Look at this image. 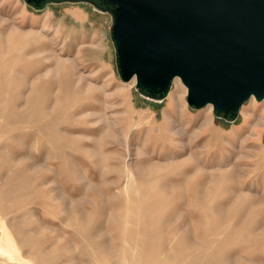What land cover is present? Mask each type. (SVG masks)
Returning a JSON list of instances; mask_svg holds the SVG:
<instances>
[{"label": "rangeland", "instance_id": "1", "mask_svg": "<svg viewBox=\"0 0 264 264\" xmlns=\"http://www.w3.org/2000/svg\"><path fill=\"white\" fill-rule=\"evenodd\" d=\"M111 27L0 0V264H264V99L146 95Z\"/></svg>", "mask_w": 264, "mask_h": 264}, {"label": "water", "instance_id": "2", "mask_svg": "<svg viewBox=\"0 0 264 264\" xmlns=\"http://www.w3.org/2000/svg\"><path fill=\"white\" fill-rule=\"evenodd\" d=\"M112 14L124 81L164 98L176 78L190 106L235 121L264 99V0H86Z\"/></svg>", "mask_w": 264, "mask_h": 264}, {"label": "flooded vegetation", "instance_id": "3", "mask_svg": "<svg viewBox=\"0 0 264 264\" xmlns=\"http://www.w3.org/2000/svg\"><path fill=\"white\" fill-rule=\"evenodd\" d=\"M62 0H26L27 4L31 7L40 9L48 3L60 2Z\"/></svg>", "mask_w": 264, "mask_h": 264}, {"label": "bare ground", "instance_id": "4", "mask_svg": "<svg viewBox=\"0 0 264 264\" xmlns=\"http://www.w3.org/2000/svg\"><path fill=\"white\" fill-rule=\"evenodd\" d=\"M176 80H177L178 83H180V79L179 78H176ZM133 81L135 82L136 81V78H134Z\"/></svg>", "mask_w": 264, "mask_h": 264}]
</instances>
